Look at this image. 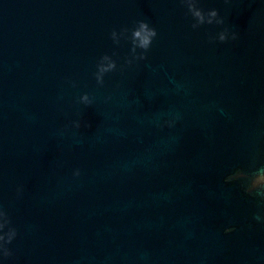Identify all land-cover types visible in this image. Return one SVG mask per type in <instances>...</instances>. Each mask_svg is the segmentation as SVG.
Segmentation results:
<instances>
[{"label":"water","instance_id":"obj_1","mask_svg":"<svg viewBox=\"0 0 264 264\" xmlns=\"http://www.w3.org/2000/svg\"><path fill=\"white\" fill-rule=\"evenodd\" d=\"M0 264H264V0H0Z\"/></svg>","mask_w":264,"mask_h":264}]
</instances>
